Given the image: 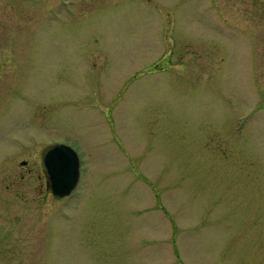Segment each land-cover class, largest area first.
Masks as SVG:
<instances>
[{
  "label": "rangeland",
  "instance_id": "374dc122",
  "mask_svg": "<svg viewBox=\"0 0 264 264\" xmlns=\"http://www.w3.org/2000/svg\"><path fill=\"white\" fill-rule=\"evenodd\" d=\"M207 3L0 0L21 23L0 44V264H264V74ZM55 141L80 160L61 197Z\"/></svg>",
  "mask_w": 264,
  "mask_h": 264
},
{
  "label": "flooded vegetation",
  "instance_id": "af4514ba",
  "mask_svg": "<svg viewBox=\"0 0 264 264\" xmlns=\"http://www.w3.org/2000/svg\"><path fill=\"white\" fill-rule=\"evenodd\" d=\"M47 1L48 2L51 1V4H49L50 5L49 7H57L59 5L60 7H65L66 11L68 10V7H70V0H59V1L47 0ZM205 1L208 2L207 5L205 6L208 7L215 14V20H216L217 27L222 28V29H226L225 27H234V28L238 27V28H241L247 34L245 38V42L243 44L245 57L247 56L250 59H253L251 60L250 63H251V66L253 67V70L255 69L256 75L259 77V78L257 77L258 86L260 90H262L261 86H263V84L262 83L259 84V81L261 80V75L264 74V38H263L264 36L263 35L259 36V30L262 27H259L258 25H256L255 29L253 28L250 29L247 26V24H241V23L238 24L237 21L232 22L230 16L225 15V14H226V11L231 12L232 7H236L238 11H241V13H244L243 15H246L247 7L253 8L254 13H257V14H261L262 12L264 13V0H223V2L222 0H205ZM5 7H6L5 5L0 4V17L4 16L2 17V19H0V44H6V40H9L11 38L13 39L14 37L13 34H15L13 31L19 30L21 28V23L19 20L9 21L7 19H3V18L8 17L7 16L8 12L5 9ZM216 14L222 15L223 19L221 21L217 20ZM213 42L214 41H212V43ZM14 56H15L14 52L10 54V57H8V55L7 57H4V55L0 53V60L13 58ZM14 59L16 62V58ZM0 71H2V69H0ZM7 71L8 70L4 71V76H6ZM6 80H8L7 77H4V82ZM53 143L54 142L50 143L49 145H46L44 147V151L47 147L51 146ZM25 163L26 161L22 160V164H25ZM45 175H46V186L49 189L50 186H49L46 170H45Z\"/></svg>",
  "mask_w": 264,
  "mask_h": 264
},
{
  "label": "water",
  "instance_id": "95a60500",
  "mask_svg": "<svg viewBox=\"0 0 264 264\" xmlns=\"http://www.w3.org/2000/svg\"><path fill=\"white\" fill-rule=\"evenodd\" d=\"M42 161L51 192L58 196L69 194L79 179L80 160L77 151L65 142H54L43 153Z\"/></svg>",
  "mask_w": 264,
  "mask_h": 264
}]
</instances>
